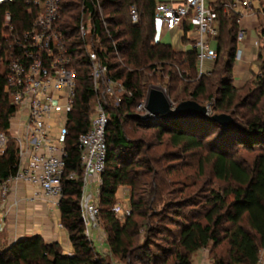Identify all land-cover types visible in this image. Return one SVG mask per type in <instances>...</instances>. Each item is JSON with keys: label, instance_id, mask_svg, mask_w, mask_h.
<instances>
[{"label": "trees", "instance_id": "16d2710c", "mask_svg": "<svg viewBox=\"0 0 264 264\" xmlns=\"http://www.w3.org/2000/svg\"><path fill=\"white\" fill-rule=\"evenodd\" d=\"M230 2L211 3L217 13L216 58L210 71L198 77L193 50L174 51L169 45L155 42L156 0H60L61 26L75 72V91L65 138V170L58 210L73 252L63 255L58 243H45L40 237L31 236L2 248L0 264H107L85 236L79 209L82 173L76 141L90 126L95 98L90 66L77 36L82 10L89 14L92 31L99 37L97 53L107 66L109 78L121 83L125 91L117 106L108 103L106 108V161L98 195V220L112 258L117 264H191V255L211 244L212 264H264V105L259 106L264 97V75L254 77L260 93L252 102L240 96L242 88L232 85L235 16L224 8ZM131 7L138 14L134 24L129 17ZM7 9L14 27L30 23L23 0H15L13 5L0 6V34L2 15ZM261 59L264 62L258 54L255 67ZM161 76L167 77L165 85L157 83L164 81ZM176 84H180L178 93ZM3 85L0 77L1 130L13 112L7 105ZM157 86L165 90L171 103L187 101L186 97L201 106L212 101L211 115H229L234 123L223 128L194 117L164 122L158 117L143 120L132 114L148 90ZM241 109L245 112H239ZM124 121L150 130L158 139L166 137V145L176 149L172 153L174 159L202 151L206 146L198 158L199 175L209 165L213 179L224 186L211 190L202 204L196 202L195 196H186L169 203L166 208L172 210L171 215L166 211L155 214L153 206L158 202L157 187L161 184L155 181L147 195L141 191V178L159 172L145 146L149 133L130 139ZM238 146L253 153L252 159L235 158ZM17 162V150L10 142L0 156V182L14 175ZM69 174L74 175L73 179L67 178ZM118 187L129 191V214L121 220L111 212ZM182 208L187 209L181 211ZM156 218L158 221L152 225ZM167 218L174 229L166 230L170 236L162 239L165 245L154 244L150 250V236L160 233L161 222ZM143 227L145 240L140 243Z\"/></svg>", "mask_w": 264, "mask_h": 264}, {"label": "built area", "instance_id": "2783aa9c", "mask_svg": "<svg viewBox=\"0 0 264 264\" xmlns=\"http://www.w3.org/2000/svg\"><path fill=\"white\" fill-rule=\"evenodd\" d=\"M14 3L15 0H0L3 7ZM23 5L30 23L14 27L7 9L2 15L0 34V77L7 105L13 109L7 116L6 127L0 129V156L12 142L18 157L14 175L0 182V233L8 212L18 206L16 194L22 186L30 190L25 197L29 203L42 200L58 207L65 170V138L75 91V72L61 26L60 0H23ZM224 8L235 16L236 44L244 41L243 18L264 16V0H231ZM129 17L131 23H137L134 7L130 8ZM153 19L155 42L179 29L182 39L195 53L198 77L209 72L205 65L213 64L216 58L218 36L217 13L209 0H156ZM90 21L89 14L82 10L77 36L90 66L95 92L90 126L76 141L82 173L80 218L88 239L92 231L99 229L98 195L106 161L108 99H118V105L125 93L121 83L109 78L107 66L98 56L99 37L92 31ZM258 26L255 24L256 29ZM253 46L258 51L264 49V28L258 31ZM242 54L243 50L236 47L233 63L241 62ZM145 98L136 106L144 112L142 119L147 116ZM93 183L97 191L91 189ZM111 212L121 220L129 209L114 204Z\"/></svg>", "mask_w": 264, "mask_h": 264}, {"label": "rangeland", "instance_id": "374dc122", "mask_svg": "<svg viewBox=\"0 0 264 264\" xmlns=\"http://www.w3.org/2000/svg\"><path fill=\"white\" fill-rule=\"evenodd\" d=\"M160 43L169 45L172 49H176L178 51L188 50V48L185 47V45L181 42L180 35H175L171 33H166L163 35L160 39ZM259 54L262 58H264V49L260 50ZM260 65H262V69L260 70ZM255 63H252L251 69L254 70ZM208 68V67H207ZM212 68V66H211ZM159 74L157 73V76ZM260 75H264V62L262 59L256 63L255 70L253 71V74L249 81L245 83V85L242 88V90L239 91L240 96L242 97H248L249 101H253L256 96L260 93V88L256 84V80H254V77ZM164 81H158V84L165 85L167 81V77L161 76ZM164 83V84H163ZM177 85V93L180 90V84ZM159 88V86H157ZM165 93V90L162 89ZM186 100H191L189 97H186ZM118 101V99H108V103L112 106H117L115 103ZM120 101V100H119ZM120 103V102H119ZM172 106H175L177 104L171 103ZM212 101H205L202 103L203 106H206L209 113L212 114L211 109ZM264 105V97L260 98L259 106L261 107ZM93 110V109H92ZM239 112L243 113L245 110L241 109ZM134 115H143L144 112L141 110H138L136 107L131 112ZM124 117V114L123 116ZM238 120V119H237ZM123 127L126 131L127 137L130 139H136L139 138V135L141 133H149L148 137L145 138L144 142L146 143V147L150 150V157L154 160V168L157 169L159 172L156 176L154 175H146L142 177V181L144 183V186L141 187L142 193L147 195L152 185H154L155 181L157 183H160L157 187V198L158 202L154 203V210L153 212L155 214L157 213H166L170 214L172 210L167 209L169 203H172L173 201H177L180 198L186 197V196H195L196 202L202 204L205 202V199L209 196V193L211 190H217L218 188H221L224 186V184L217 182L215 179H213L212 175L210 174V166L205 165L204 166V173L203 175H199L198 172V158L205 153L206 146L202 151L197 152H191L184 154L180 156L179 159H174L172 156V153L176 152L175 148H172L168 145H166V137H163L162 139H158L155 137V135L148 129L144 128H137L134 126L132 122L124 121ZM152 136V138H151ZM148 139V140H147ZM253 153L247 151L246 149L238 146L235 148L234 156L237 159L249 161L253 157ZM169 169V170H168ZM169 171V173L167 172ZM118 189H125L126 196H129L128 188L126 187H118ZM119 206H127L129 207V204L127 201L121 202L120 200L115 201ZM129 209V208H128ZM187 208H182L181 211H186ZM165 213V214H166ZM171 215V214H170ZM169 215V217H171ZM158 219L156 218L153 221L152 225H155V222H157ZM169 218L163 220L162 226H160V233L154 234L150 236L151 245L149 246V249L152 250L154 244H164V241L162 239H165V237L168 238V233L166 230H173L174 226L169 222ZM100 227L103 229L102 222L99 223ZM144 229H142V234L140 235L139 242L142 243L145 240L144 235ZM162 229V230H161ZM3 236V233L0 234V237ZM6 246V243L0 244V250ZM106 246V245H105ZM99 252L101 250L99 249ZM101 254V253H100ZM104 263L107 264H117V262L114 260V258H107L105 256H100Z\"/></svg>", "mask_w": 264, "mask_h": 264}, {"label": "crops", "instance_id": "0c3cea01", "mask_svg": "<svg viewBox=\"0 0 264 264\" xmlns=\"http://www.w3.org/2000/svg\"><path fill=\"white\" fill-rule=\"evenodd\" d=\"M209 1L211 3L213 2V0ZM242 23L243 27L246 29L244 41L241 44L235 43V48L240 47L243 50L242 61L239 63H233L231 73L232 85L235 88L243 87L250 78V73L255 70V67L254 70H252L251 66L252 63H255L260 50L258 51V49H255L253 45L256 41L258 31L264 28V16L260 15L255 19L246 17L243 18ZM257 23L259 25L258 29L255 28V24ZM169 33L180 35L181 42L186 48H188V50H190V48L183 41L182 33L179 29H175ZM173 50L178 51L176 49ZM188 50L185 49L183 52ZM211 66L212 64L210 63L205 65L206 68L208 67V71H210ZM91 189L93 191H97L98 187L96 183L91 185ZM29 193L30 190L27 187L22 186L18 188L16 194L18 198V206L15 209H11L5 218V227L1 232L3 233V236L0 237V244L4 245L6 243V246H9L19 239L38 236L45 243H58L61 254L67 256L71 255L73 250L68 240L67 232L62 226L59 227L60 213L58 207H54L42 200H37L35 203H29L25 200V197L29 195ZM114 197L115 201L120 200L121 202H128L125 189H117ZM89 240L92 243L93 249L97 252V254H99V256H105L106 259L112 258L106 243V234L100 225L98 230L92 231ZM210 248L211 244H209L206 248H202L194 252L190 258L191 264H212L213 261L211 258ZM99 249L101 252H99ZM259 264L263 263L260 262Z\"/></svg>", "mask_w": 264, "mask_h": 264}, {"label": "water", "instance_id": "95a60500", "mask_svg": "<svg viewBox=\"0 0 264 264\" xmlns=\"http://www.w3.org/2000/svg\"><path fill=\"white\" fill-rule=\"evenodd\" d=\"M144 110L147 116L143 120L158 117L164 122L194 117L202 121L212 122L220 127L227 128L233 125L231 116L225 114L211 115L206 106H201L194 101L187 100L172 106L162 89L152 87L145 98Z\"/></svg>", "mask_w": 264, "mask_h": 264}]
</instances>
